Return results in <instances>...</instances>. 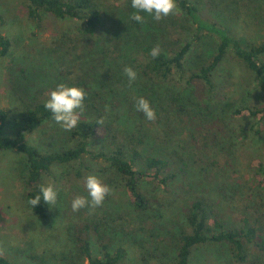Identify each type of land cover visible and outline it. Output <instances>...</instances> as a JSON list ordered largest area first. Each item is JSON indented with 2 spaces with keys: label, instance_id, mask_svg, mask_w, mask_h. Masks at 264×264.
I'll return each mask as SVG.
<instances>
[{
  "label": "rangeland",
  "instance_id": "rangeland-1",
  "mask_svg": "<svg viewBox=\"0 0 264 264\" xmlns=\"http://www.w3.org/2000/svg\"><path fill=\"white\" fill-rule=\"evenodd\" d=\"M95 1L102 26L85 38L101 54V64L89 82L98 95L92 97L89 91L85 104L104 103L105 110L108 108L104 118L114 127V137L101 136L97 147H110L131 134L142 140L146 149L170 158L177 177L166 193L154 183L147 184L153 207L140 213L128 206L125 189L110 182L105 164L86 157L84 164L90 167L79 177L76 170L80 163L55 166L46 178L59 188L58 197L50 204L48 223L40 225L29 218L25 157L14 149L0 150V254L26 264H81L74 237L93 220L115 245L130 249L125 264H161L157 253L168 255L175 225L171 217L162 218L161 205L172 211L175 203L176 210L178 202L197 194L213 198L209 201L214 206L219 202L226 220L246 216L261 220L264 226V189L251 187L250 177L259 162L264 164V111L256 117L249 116L247 110L240 115L230 113L233 105L255 109L264 105V90L256 85L254 74L229 51L213 75L215 96L209 98L202 84L187 85L174 77L163 82L168 88L163 86L162 94L156 96V118L149 121L143 112L131 108L136 101H130L133 91L124 68L131 66L137 72L132 83L141 85L143 78L135 64L142 57V47L152 44L170 50L192 35V26L176 13L159 21L145 14L141 24L130 18L135 11L131 0ZM192 1L202 17L220 18L230 34L244 42L264 38V0ZM27 4L26 0H0V37L9 44L4 54L0 46V110L5 112L3 133L8 136L21 129L31 104L46 101L59 83L74 85L71 72L78 53L75 23L43 18L38 27L28 15ZM203 33L186 58L189 70L197 69L216 47V38ZM97 76L104 80L99 83ZM94 111L88 108L89 115ZM258 122L263 128L254 134ZM240 129L245 130L241 136ZM68 132L51 118L25 135L30 143L55 150L68 145ZM89 174L97 175L103 183L108 177L112 192L95 210L74 212L71 202L78 195L87 196ZM86 236L98 254L96 234L91 230ZM249 249L247 261L238 263L223 246L209 244L193 253L191 264H264V252Z\"/></svg>",
  "mask_w": 264,
  "mask_h": 264
},
{
  "label": "trees",
  "instance_id": "trees-1",
  "mask_svg": "<svg viewBox=\"0 0 264 264\" xmlns=\"http://www.w3.org/2000/svg\"><path fill=\"white\" fill-rule=\"evenodd\" d=\"M26 1L28 15L38 27H40L43 18L75 23L78 53L71 72L73 84L83 87L86 93L90 91L92 97L97 96L98 92L91 91L89 82L92 76L95 77L96 70L101 64V54L98 49L91 46L85 36L92 35L102 26V14L98 3L95 0ZM177 5L179 11L176 14L191 24L193 33L170 50L159 46L160 54L156 57L150 53L157 45L148 44L142 47V57L135 66L140 72L139 74L142 75L143 81L141 85L139 82L129 84L131 87H128L133 91L130 97L131 103L139 97H144L149 100L154 109L157 108L154 102L156 96L162 94L163 86L168 88L163 82L174 77H177L176 79L179 81H184L187 85L194 82L202 84L209 98L215 96L216 85L213 75L229 51L248 71L254 74L256 85L260 90H264V38L257 42L246 43L231 35L227 26L220 23V21L222 22L220 18V21H213L202 17L196 2L177 0ZM203 32L216 38V47L209 58L204 60L197 69L189 70L186 67V58L192 47L195 46L194 43L196 44L200 36L204 34ZM0 46H2L1 53L4 54L9 46L8 40L0 37ZM102 80L104 79L97 76L99 83ZM176 101L179 103L178 98ZM45 102H36L26 109L23 125L13 136L3 133L5 112L0 110V150L14 149L25 157L26 201L30 211L29 218L34 223L45 225L49 221L50 205L41 200L33 208L28 201L39 193L41 184H48L46 177L52 172V168L73 162L80 163L76 170V176L79 177L90 167L84 164L86 157L105 164L111 174L110 182L115 181L125 189L127 204L133 209L132 211L144 213L152 209L150 196L145 190L147 184L154 183L165 193L171 191V184L177 177L172 161L159 152L146 149L142 145V140L129 134L123 141H115L110 147H97L98 138L101 136L103 139L108 136L114 137V127L110 119L105 120L104 118L106 110L102 102H99L100 105H93L91 101L85 104V110L81 114L78 125L68 132L67 146L50 150L28 142L26 133L38 129L44 122L53 118L52 112L45 108ZM88 108H93L95 113L89 115ZM131 108L135 110L136 105L132 104ZM222 110L225 112L227 109ZM244 110L248 111L249 116L256 117L260 111H264V105L260 109L245 106L235 108L233 105L230 113L233 116L240 115ZM214 119L219 118L214 117ZM101 120H103V124L99 123ZM256 125L258 127L254 134L260 133L262 123L258 122ZM239 132L241 136L245 130L240 129ZM250 177L251 187L256 190L264 189V164L262 162L256 165L255 171ZM104 183L110 186L108 177ZM209 200H213V198L207 199L197 194L178 202L176 210L174 202L175 206L172 211H169L167 206L161 205L162 218L171 217L175 225L174 234H172L173 243L168 249V255L165 257L162 256L163 254L157 253V262L161 264H191L193 253L209 244L223 246L230 259L238 263L247 261L250 254L249 248L264 252V226L261 224V220H251L246 216H242L238 220L237 218L226 220L218 206L219 202L214 206L213 202ZM164 212L168 214L164 216ZM88 222L77 231L76 237H74L81 264H125L129 259L130 249L121 244L115 245L113 239L107 237L95 221ZM91 230L94 231L98 239V248L96 249L98 254L93 252L91 240L86 236ZM0 264L26 263L15 262L0 254Z\"/></svg>",
  "mask_w": 264,
  "mask_h": 264
},
{
  "label": "clouds",
  "instance_id": "clouds-1",
  "mask_svg": "<svg viewBox=\"0 0 264 264\" xmlns=\"http://www.w3.org/2000/svg\"><path fill=\"white\" fill-rule=\"evenodd\" d=\"M131 7L135 10L131 14V19L138 23L145 22V14L159 21L164 17L173 15L179 11L177 0H131ZM153 57L160 54L159 46H154L151 53ZM124 73L128 77L129 84L137 78V72L131 67L126 66ZM87 93L83 87L59 83L49 94L45 102V108L53 114V119L65 131L74 129L85 110V97ZM108 110L106 106V111ZM136 110L143 112L149 121L155 120L156 112L149 100L139 97L136 100ZM103 124V120L99 122ZM87 196L78 195L72 202L71 207L74 212L82 208L95 210L103 205L105 198L112 192L109 185L102 182L101 178L95 174H89L85 180ZM59 188L52 183L41 184L39 193L29 199L28 203L35 206L43 200L46 204H54L58 197Z\"/></svg>",
  "mask_w": 264,
  "mask_h": 264
}]
</instances>
